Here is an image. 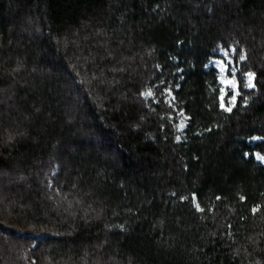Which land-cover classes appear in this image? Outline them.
<instances>
[{"label": "trees", "instance_id": "16d2710c", "mask_svg": "<svg viewBox=\"0 0 264 264\" xmlns=\"http://www.w3.org/2000/svg\"><path fill=\"white\" fill-rule=\"evenodd\" d=\"M257 152L264 0H0V264H264Z\"/></svg>", "mask_w": 264, "mask_h": 264}, {"label": "rangeland", "instance_id": "374dc122", "mask_svg": "<svg viewBox=\"0 0 264 264\" xmlns=\"http://www.w3.org/2000/svg\"><path fill=\"white\" fill-rule=\"evenodd\" d=\"M234 49H225V48H220L218 50V57H213L210 62L208 67H214L218 71V79L221 84V101H222V107L225 110H229L234 106V103H236V98L239 93V84L238 80L235 77V73L237 72V68L233 64V58H232V53ZM231 72V74L229 73ZM255 75H252L249 77L247 74V83L250 88L255 86ZM228 91H232L233 95L229 98V102H226L225 96ZM172 96V95H171ZM232 97H236L235 100L232 99ZM187 124V118L181 122V128L186 127ZM254 140H259L258 137H255ZM256 158L261 161V163H264V155L257 152L256 153Z\"/></svg>", "mask_w": 264, "mask_h": 264}, {"label": "snow or ice", "instance_id": "6c2138e0", "mask_svg": "<svg viewBox=\"0 0 264 264\" xmlns=\"http://www.w3.org/2000/svg\"><path fill=\"white\" fill-rule=\"evenodd\" d=\"M249 77H251L252 75H254L253 73H248ZM236 97H232L233 100H235ZM230 110V109H229Z\"/></svg>", "mask_w": 264, "mask_h": 264}]
</instances>
